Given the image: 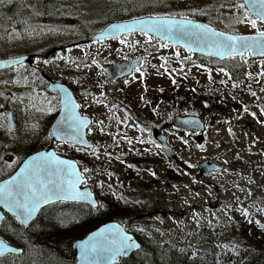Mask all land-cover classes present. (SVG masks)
<instances>
[{
  "label": "rangeland",
  "instance_id": "obj_1",
  "mask_svg": "<svg viewBox=\"0 0 264 264\" xmlns=\"http://www.w3.org/2000/svg\"><path fill=\"white\" fill-rule=\"evenodd\" d=\"M160 1L163 0H158L159 12L183 10L186 7L219 9L221 3L227 5L230 2V0H175L163 4ZM24 6L27 9L24 10L26 12H22V7H20L10 14L12 19L7 20L4 18V11L8 10L5 8V4L0 5V24L11 29L6 37L0 36V58L26 53L37 54L38 50L46 47H53L55 52L47 58L37 57L36 60L33 58L30 64L27 61H22L23 67L15 66L13 70L7 71L0 69V104L8 106V109L13 112L16 121L15 134L22 138L14 142L3 129L0 130V133L3 134L0 139V157H3L0 159V181L11 175L14 172L13 169H17L16 165L19 160H23L29 155L26 152L27 146L32 141H38L36 135L25 132V121L39 122V134L48 133L46 130L49 131L50 128L47 129L46 126L50 127L58 111L40 112L36 111L32 105L35 104L37 108H46L48 99L57 97L59 100L58 89L50 87L51 80L55 79L65 83L81 104H85L82 94L86 90L95 97H100L101 93L106 94L103 104L92 103L90 107L81 109V112L91 120L103 119L106 120V124H111V127L106 128L103 134L98 131L99 125L95 123L90 133L88 130L86 131L88 138L94 142L93 145L98 146L99 158L91 155L94 157V163L90 159L85 166L95 170V174H92L88 183V186L94 188L93 193L98 196L99 193L105 194L110 202L117 203L116 208L112 210L114 213L111 217L123 215L119 220L125 224L128 231L134 235L138 234L153 246L156 245L152 251L144 249L135 255L130 260V264H165L166 250L175 251L178 242L188 244L190 241H195L200 243L210 238L224 245L225 240H231L232 236L238 239L241 236L240 226H237L238 222L234 218L233 212L237 208L241 209V206L254 209L258 203L264 207V169H261L263 162L260 161L263 155L260 156L256 153L261 145H264V123L260 122L264 120V115L261 114L258 107V105L264 104V100L251 96L248 94L249 90L244 87V84L249 82L244 74L249 70L253 74L257 73L258 66L253 64L250 69L247 67L233 69L231 67L233 62H231L227 66L232 72L233 80H228V77L216 70L217 60H209L197 55L192 56V60L196 64L212 68L211 79H209L206 69H198L190 64H178L172 56L174 49L157 47L155 39L151 45H146L143 43L144 37L138 34L134 35L132 39L141 40V44L137 47L122 45L117 39L91 44L77 43L84 38L79 33L82 31H75L68 25L55 23V17H53L55 15L59 19H64L65 10L63 7L54 13L50 9L43 13L37 8L35 0H27ZM69 7L67 6V8ZM144 8L150 9L151 7ZM219 11L224 13L220 17L223 23L217 20L215 11L210 16H205V19L200 16L194 18L206 23L211 20L213 21L212 26L218 30L251 31L243 24H236L226 9H219ZM17 14L22 16L19 17ZM34 14H39L40 17H36ZM23 15L32 20L44 17L45 20L50 21L48 24L51 27H37L36 31L30 34V30H21L26 26L23 22ZM33 26H37V24ZM49 28L56 30L48 31ZM84 35L86 41L91 36L88 37L86 33ZM119 49H123V52L118 51ZM136 55L143 57V64L140 66L143 75L137 72L107 81L104 73L107 65L115 59L127 60ZM183 55L185 53L181 49V56L183 57ZM161 57H168V62L165 63ZM93 59L99 61V67L93 65L89 69L81 63L82 61L91 63ZM45 60L50 62L44 63ZM72 61L81 63L80 68H77ZM33 62L34 64L28 67ZM161 64H164L165 67H160ZM152 65H156V67L154 68ZM219 66H223V64ZM17 67L19 70H14ZM165 68L169 71L166 72ZM180 68H183L187 73L186 77L179 72ZM189 69L191 70L189 71ZM39 70L47 72L51 77L41 79L38 76ZM133 75L136 77L135 79H133ZM16 79H19L20 83H13ZM173 79L176 80L175 84L172 82ZM5 80L9 83H2ZM77 80L80 81V84L76 83ZM126 80L127 82H125ZM221 80H228V83L221 84ZM233 81L239 82L241 86L233 88ZM251 83L252 89L257 92L258 97L264 95L260 92L255 80ZM161 88L163 92L160 91ZM199 88L212 90L222 101V105L228 107V110L223 113L227 119L217 116L213 119L206 118L207 125L203 133L197 130L183 131L173 125V117L177 114L200 115V109L201 107L205 108L206 103L197 104L194 102L193 93ZM247 94L248 96H246ZM6 96L19 98V100H23V104L16 99L6 101ZM233 96L236 99H233ZM91 100L92 97H88V101L91 102ZM229 100L234 102V106L225 105ZM146 102H148L147 106H145ZM104 104H118L119 109H114V111L121 119L130 115L124 112L125 106L136 109V114L130 115L131 120L125 119L124 124L117 126L114 119L108 120L111 113L108 112V108L104 107ZM245 105L249 109L248 112L243 111ZM59 107L60 104L57 102L56 108L59 109ZM25 108L28 111H25ZM153 108L158 110V114L153 111ZM252 112L256 113V117L251 115ZM58 115L55 119L58 118ZM169 116L172 118L169 119ZM137 122L151 127V139L155 140L157 144L160 143L156 138V131L159 130L165 134L178 158L182 159L189 168L183 167L180 162L177 163L175 159L166 156L162 148L157 149L149 143H137V139L141 138L137 127L133 126ZM125 124L128 126L126 127ZM108 132L113 135H108ZM117 132L120 133V136L115 135ZM124 136L131 139L132 143L129 144L127 139L122 138ZM180 137H184L188 143H183ZM143 138L147 139V134ZM60 143L52 140L51 146L63 157L79 162L77 157L87 155L83 150L76 151L66 145L59 146ZM198 145H202L203 150ZM45 148L47 147L35 151ZM106 153H110L111 156ZM231 155L241 156L245 159L239 170L231 163ZM207 157L220 159V163L226 165L225 170L210 174L200 172L199 167L196 166L198 162ZM79 165L81 168L83 167L81 162ZM129 165L133 167H129ZM153 172H155V176L152 175ZM206 180L211 181L212 184H207ZM99 181L104 182L103 189L99 186ZM115 182L117 183L115 184ZM109 185L111 188L106 187ZM97 189L100 190L97 191ZM127 189H136L138 193L134 192V194H139L137 199L126 200L124 192ZM119 197L123 198L119 199ZM261 218L264 219V216ZM233 224L236 226H232ZM139 229H143V231H139ZM235 232L236 234H234ZM254 254L258 255L257 252Z\"/></svg>",
  "mask_w": 264,
  "mask_h": 264
},
{
  "label": "snow or ice",
  "instance_id": "obj_2",
  "mask_svg": "<svg viewBox=\"0 0 264 264\" xmlns=\"http://www.w3.org/2000/svg\"><path fill=\"white\" fill-rule=\"evenodd\" d=\"M115 4H121V0H112ZM5 3H12V0H0V5ZM158 0H142L138 5L139 7H152L155 8ZM124 10H127L125 5H121ZM171 7L170 5L168 6ZM219 9H226L230 18L236 24H243L251 31L249 34H243L239 31H225L218 30L213 27V21L210 20L208 24L197 22L194 17L210 16L213 11L216 13L217 20L223 23L220 17L224 14ZM219 9H196L186 7L183 10H168L163 12H152L147 16H134L131 20L123 23H114L109 25L108 29L102 31L99 36L95 38V41L99 43L105 38L117 39L122 45L129 47H137L141 44V40L132 39L134 35H140L144 37L143 43L151 45L153 40L156 41V46L165 49H174L172 56L176 62L181 65L190 64L192 67L198 69H206L211 79L212 68L203 64H196L192 60V56L197 52L206 54L208 57L218 58L217 71L228 77V80H233L232 72L229 70L227 64L224 62H233L231 67L233 69L239 67L251 68L253 64L257 65L259 71L253 74L250 70L244 75L247 77L248 83L244 84L249 90L251 96L256 97L259 100H264V95L257 96V92L252 89L251 81L255 80L260 88V92L264 93V0H230L227 5L221 3ZM26 25L25 30L35 32L39 26H33L24 22ZM56 29L49 28L48 31H55ZM43 31V29H41ZM181 49H183L185 55L181 56ZM147 51V49H145ZM118 51L123 52V49ZM63 59V57H61ZM127 59V57H125ZM165 63L168 62V57H161ZM49 63L50 61H43ZM72 63L80 68L81 63L85 68H91L93 65L99 67V61L93 59L91 63L81 62ZM140 59H137L136 64L132 65L128 69V74L141 73L143 75L142 67L140 65ZM223 64V66H219ZM13 66L23 67L20 59L0 60V68H12ZM156 67V65H152ZM160 67H165L161 64ZM14 70L18 71L19 68ZM159 71V69H157ZM191 69H189L190 71ZM165 71L169 70L165 68ZM185 77L187 73L183 68L179 69ZM171 75V72H169ZM136 77L133 75V79ZM27 79L26 77L24 78ZM228 80H221L220 83L226 85ZM127 82V80L125 81ZM173 84L176 80H172ZM2 83L8 84L9 81L5 80ZM13 83H20L19 79L13 81ZM80 84V81H76ZM240 83L233 81L232 87H240ZM58 91L62 93L59 100L57 97H52L46 101V108H37L35 104L32 107L36 111L51 113L53 111H59L61 114L56 120L52 130L45 135L46 141L56 140L61 142L59 146L66 145L67 147L76 151H85L87 154L95 155L99 158L98 146L91 144L86 139V131L91 132L93 124L99 125L98 131L105 133L106 128L111 127V124H106L105 120L99 119L93 121L89 117L84 116L81 113V109L84 107H90L92 103L103 104L106 99V94L101 93L100 97L93 96L92 93L87 90L82 94L85 98V104L78 103L68 91L67 88L61 86ZM163 92V89H160ZM195 91V89H193ZM92 97L91 102L88 101V97ZM19 100L16 97H5L6 101ZM143 100V97H141ZM233 99H236L233 96ZM57 102L60 104L59 109L56 108ZM19 103L23 104V100H19ZM146 102V105L147 106ZM206 107L208 105H205ZM4 106L0 104V108ZM104 107L108 108V112L111 115L108 116V120L116 121L117 126L125 123L126 120H131L130 115L125 119H121L114 109H119L118 104H104ZM260 112L264 115V104L258 105ZM25 111H28L25 108ZM154 112L158 110L153 108ZM244 112H248L249 109L245 105ZM251 115L256 117V113L252 112ZM172 117L169 116V119ZM240 118L239 116L237 117ZM264 123V120L260 121ZM180 123L188 125H199V121L196 119L181 120ZM25 132L31 133V135H38L40 131L39 122L29 123L25 121ZM127 127L128 125L125 124ZM141 138L137 139V143L144 144L149 143L155 146L157 149L163 147L161 144H157L155 140L151 139V127L147 124H140L137 122L135 125ZM0 129H3L5 133L12 137V140L18 141L22 138L17 137L15 134L14 126L12 123L11 113L5 111L0 113ZM231 132V129H229ZM108 135H113L111 132ZM147 134V139L143 138ZM116 136H120L117 132ZM127 139L126 136L122 137ZM181 141L185 144L188 143L184 137H180ZM115 142V141H114ZM129 144L132 143L131 139H127ZM203 150L202 145H198ZM90 150V151H89ZM148 151V149H145ZM106 155L111 156L110 153ZM3 159V157H0ZM19 160V158H17ZM7 163V162H5ZM9 167H12L9 165ZM129 167H133L129 165ZM18 171L13 169L14 174L10 175L7 179L0 182V209L5 211L0 212V228L10 230L19 239H24L29 231L34 227H38L36 217L40 213L41 209L45 206L53 205L57 202L64 201H85L90 208H94L96 211L104 208L105 205L98 200L93 199V193L88 189L89 180L94 174L93 169L83 166H79V162L70 159H64L61 155L53 151H36L35 154L29 155L26 159L19 160L16 165ZM155 176V172L152 173ZM101 189L104 187V182L99 181ZM83 186V190H81ZM111 188V185H109ZM123 197H119L122 199ZM127 203V201H125ZM241 212L246 217H251L252 213H249L247 209H241ZM256 212H264V208L256 209ZM7 214L11 215V220L8 219ZM61 226L67 227L66 220L59 218ZM251 223L252 220L249 219ZM260 225L259 221H255ZM264 228V225H260ZM143 231V229H139ZM25 244L28 243L24 240ZM75 246L79 249V259L77 264H118V258L129 254L133 249H139L141 246L136 243L131 235L128 234V230L122 227L121 224H108L99 228L96 231L91 232L86 238L76 241ZM223 250H228V245H217ZM22 251L21 248L10 246L7 241L0 237V264H15V261L7 262L5 257L7 254H18ZM231 251L235 252L236 249L232 248ZM238 254V253H237Z\"/></svg>",
  "mask_w": 264,
  "mask_h": 264
},
{
  "label": "trees",
  "instance_id": "obj_3",
  "mask_svg": "<svg viewBox=\"0 0 264 264\" xmlns=\"http://www.w3.org/2000/svg\"><path fill=\"white\" fill-rule=\"evenodd\" d=\"M170 1L175 0H163L160 1L163 4H168ZM40 10H48L55 12L60 7H63L65 13L64 19L57 18L55 15V23L59 25H68L75 31H82L83 34L90 35L95 27L103 26L113 20H120L131 18L134 16L144 15L146 13H152L160 11L157 8L145 9L138 5L142 0H121V4H115L112 0H38ZM24 0H12V3H5L7 12L4 11V18L7 20L12 19V13L16 9L22 7V12L27 10L24 6ZM73 3V4H70ZM121 5H125L127 10H124ZM67 6H70L67 8ZM50 9V10H49ZM19 17L22 15L17 14ZM16 15V16H17ZM197 15L196 17H199ZM205 19L204 16H200ZM28 17L23 15V22ZM11 29L4 27L0 24V36H7ZM248 94H250L248 92ZM248 94L246 96H248ZM195 103H206L208 105L205 108L201 107V113L213 119L215 116L227 119V116L223 114L228 107L222 105V101L215 95L212 90H205L199 88L198 91L193 93ZM242 98V97H241ZM3 105V104H2ZM226 106H234V102L229 100L225 104ZM0 108V113L7 110V106L3 105ZM47 129L49 127L46 126ZM46 132H49L46 130ZM0 133V139H1ZM46 134H39L35 137L38 141H32L27 146V154L32 153L35 150L46 147L51 144V141L45 140ZM231 154V153H230ZM260 156L263 155L261 162L263 165L261 169H264V145H261L257 151ZM231 163L239 170L240 165L244 161L237 155H231ZM253 156V154H252ZM90 161V157H86ZM183 167L189 168L186 164L179 161ZM126 192H124L125 194ZM100 202L105 205L103 210L96 211L86 205H80L75 203H57L45 208L37 218L38 227L32 228L27 233L24 239L16 237L12 231L0 228V236L6 239L9 243L22 247L23 252L21 254H8L5 257L7 262L15 261V264H74L75 257L72 255L71 243L73 239L84 237L89 231L97 227L104 220L111 218L114 213L112 210L116 208L117 203L110 202L109 198L105 194H100ZM260 205V203H258ZM247 209L249 213H252L251 217H246L242 214L241 209ZM260 207H257L258 209ZM234 212V218L237 220L240 238L236 239L232 236L231 240L227 239L226 245L228 250L225 251L215 244L204 240L200 243L190 241L188 244L178 242L177 248L174 253L166 250L167 258L165 264H264V228L260 225H264V219L256 217L258 214L264 215V212H256L255 210L244 208L241 206ZM63 217L68 226H61L59 218ZM11 220V216H8ZM249 219L252 222H249ZM255 221H259L258 225ZM236 226V225H233ZM236 234V232L234 233ZM24 240L28 243L25 244ZM230 242V243H229ZM235 248L236 251H231ZM252 248H255L258 255L252 253ZM238 253V254H237ZM154 254V252H153ZM135 260V259H134ZM133 260V261H134ZM124 264H130V261H125Z\"/></svg>",
  "mask_w": 264,
  "mask_h": 264
},
{
  "label": "water",
  "instance_id": "obj_4",
  "mask_svg": "<svg viewBox=\"0 0 264 264\" xmlns=\"http://www.w3.org/2000/svg\"><path fill=\"white\" fill-rule=\"evenodd\" d=\"M129 20H131V19L112 22V23L108 24V25H107L102 31L107 30L108 27H109V25H111V24H114V23H123V22H127V21H129ZM195 20H196V19H195ZM196 21L199 22V23L208 24V23H206V22L203 21V20H196ZM102 31L96 33V34L93 35L91 38L87 39V41L95 40V38H96L97 36H99V34H100ZM12 59H14V58H12ZM15 59H20L21 61H27V62L30 63V62L32 61V59H33V56H23V57H18V58H15ZM137 59H140V58L137 57V58H134V59H132V60H130V61H114L113 64L110 65V66L107 68V81H109V80H115L117 77H119V76H121V75H127V74H128V69H129V67L132 66V65H134V64H136ZM2 60H10V59H2ZM140 61H141V60H140ZM0 69H3V68H0ZM61 86L67 88L68 91L72 94L73 98L77 101V99H76L74 93L72 92V90H70V89L68 88V86H66V85L63 84V83H57V82H55L54 80H51V85H50V87L55 88V89H59ZM61 95H62V93H60V96H61ZM77 102H78V101H77ZM78 103H79V102H78ZM60 114H61V113L59 112L58 118H59ZM84 116H85V115H84ZM11 118H12V116H11ZM58 118H57V119H58ZM193 118L199 121V125H188V124H182V123H180L181 120L193 119ZM57 119H56V120H57ZM89 119H90V118H89ZM56 120H55L54 123L52 124V126H51V130H52L53 126L55 125ZM12 123H13V126H14V122H13V120H12ZM173 123H174L175 126L181 128V129H184V130L197 129V130L203 131V130L205 129V122L203 121V119H202L199 115H191V114H189V115H177V116H175V118H174V120H173ZM85 131H87V130H85ZM157 137H158V139L161 141V143H162V145H163V148L165 149L167 155H169L170 157H175V155H176V154H175V151H174L173 148L168 144V142H167V137H166L164 134H161V133L158 134ZM86 139H87V135H86ZM87 140H88V139H87ZM88 141H89V140H88ZM89 142H90L91 144H93V142H91V141H89ZM53 150H55L53 147H47V148L42 149V150H39V151H53ZM35 152H36V151H35ZM35 152L31 153L30 155L35 154ZM28 156H29V155H28ZM28 156H27V157H28ZM27 157H26V158H27ZM61 157H62V156H61ZM26 158H25V159H26ZM62 158H64V159H68V158H65V157H62ZM70 160H71V159H70ZM73 161H75V160H73ZM222 168H223V167H222L221 165H219L217 162H215V161H210L209 159H205L204 161H202V162L199 164V170H200V172H202V173H204V172H210V171H217V170H221ZM17 171H18V168H17ZM13 174H14V173H13ZM13 174H11V175H13ZM8 177H9V176H8ZM8 177H6L5 179H7ZM3 180H4V179H3ZM3 180H2V181H3ZM2 181H0V182H2ZM88 189L92 192V190H91L90 187H88ZM81 190H83V189H81ZM92 193H93V192H92ZM93 199H96V196H95L94 193H93ZM96 200H97V199H96ZM66 202L87 203V202H85V201H71V200L66 201ZM45 207H46V206H45ZM3 211H5V210L0 209V212H3ZM38 214H39V213H38ZM37 216H38V215H37ZM36 218H37V217H36ZM108 224H116V223L107 222V223L101 225L100 227H98V228L92 230L91 232L96 231V230H98L99 228L104 227L105 225H108ZM122 227H124V226H122ZM91 232H89L88 234H90ZM88 234H87V235H88ZM128 234H129V233H128ZM87 235H86L84 238H86ZM129 235H131V234H129ZM131 236H132V235H131ZM132 237H133V236H132ZM84 238H81V239H84ZM81 239H79V240H81ZM133 239L136 241V243H138V244L140 245V243L138 242V240H137L136 238L133 237ZM77 241H78V240H77ZM75 243H76V241L73 243V250H74L75 255L77 256V261H78V259H79V249L75 246ZM9 245H10V244H9ZM10 246H12V245H10ZM140 246H141V245H140ZM13 247H14V246H13ZM135 250H137V249H133V250H131V251L129 252V254L124 255V256H121V257L129 256V255H130L131 253H133ZM21 252H22V251H21ZM21 252H20V253H21ZM121 257L118 258V262H119V260H120ZM77 261H76L75 264H77Z\"/></svg>",
  "mask_w": 264,
  "mask_h": 264
},
{
  "label": "flooded vegetation",
  "instance_id": "obj_5",
  "mask_svg": "<svg viewBox=\"0 0 264 264\" xmlns=\"http://www.w3.org/2000/svg\"><path fill=\"white\" fill-rule=\"evenodd\" d=\"M49 71H50V72H52V70H51V69H49Z\"/></svg>",
  "mask_w": 264,
  "mask_h": 264
}]
</instances>
